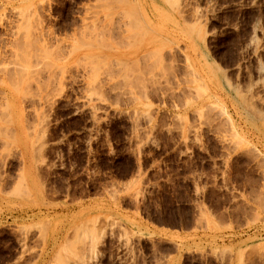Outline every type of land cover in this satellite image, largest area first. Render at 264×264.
<instances>
[{
	"label": "rangeland",
	"instance_id": "1",
	"mask_svg": "<svg viewBox=\"0 0 264 264\" xmlns=\"http://www.w3.org/2000/svg\"><path fill=\"white\" fill-rule=\"evenodd\" d=\"M171 262L264 264V0H0V264Z\"/></svg>",
	"mask_w": 264,
	"mask_h": 264
},
{
	"label": "crops",
	"instance_id": "2",
	"mask_svg": "<svg viewBox=\"0 0 264 264\" xmlns=\"http://www.w3.org/2000/svg\"><path fill=\"white\" fill-rule=\"evenodd\" d=\"M97 197L98 196L96 195V196H92L90 198L84 199L85 206L88 207V205H90V203H91V200L93 201ZM78 209L79 208H77V207L70 208L69 213H72L73 211L77 212ZM137 218H134L132 220L135 221L137 227H139V229L141 231L148 232L149 234L154 235L156 238H159V237L166 238V239H169L170 241L179 240L182 238H189V236L193 233L192 231L194 229V226H190V227H186V228H172V227H169L166 225L156 224L154 222H152V223L149 222L147 224H146V222H144V223H142V227H140L139 224H141L142 221L139 219L138 216H137ZM162 255H163V257H165L164 259H167L168 256L172 255L174 257L175 261H178V260H180L181 255L183 256L184 254H180L179 252L171 253V251H169L168 253H163ZM171 264H172V262H171ZM173 264H176V262H174Z\"/></svg>",
	"mask_w": 264,
	"mask_h": 264
}]
</instances>
